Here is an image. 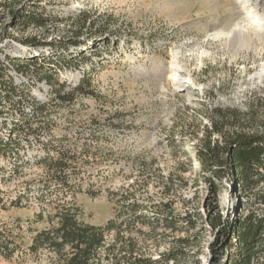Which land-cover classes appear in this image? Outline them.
<instances>
[{"label": "rangeland", "instance_id": "rangeland-1", "mask_svg": "<svg viewBox=\"0 0 264 264\" xmlns=\"http://www.w3.org/2000/svg\"><path fill=\"white\" fill-rule=\"evenodd\" d=\"M33 1L52 21L32 30L6 24L0 61L34 58L14 57L18 53L55 58L49 70L42 65L39 73L50 71L55 85L47 84L48 112L29 115L20 132L11 131L10 113L16 112L0 97L7 120L0 131L11 138L12 149L0 152V236L10 239L13 248L7 258L0 254V264H48L45 249L33 255L27 247L62 204L77 207L80 220L98 225L113 216L120 191L145 205L150 215H206L212 172L201 167L194 153L199 142L191 135L202 138L203 126L211 124L208 111L216 107L244 113L254 109L257 119L264 120V0ZM0 16L8 21L1 7ZM242 17L250 21L248 40L230 32ZM34 35L38 45L21 40ZM174 65L190 83L187 89L175 81ZM84 74L89 88L84 82L71 100L55 99V89L68 94ZM6 83L0 92H9L23 111L46 105L30 88L14 82L18 89L11 92ZM61 153L70 161L54 178L55 166L48 164ZM216 198L221 213L230 218L247 199L227 177ZM157 231L155 240L132 234L138 247L134 253L155 258L176 246L178 238H190V245H182L186 252L207 263L213 238L207 222L198 220L188 232ZM192 235L199 236L197 244Z\"/></svg>", "mask_w": 264, "mask_h": 264}, {"label": "trees", "instance_id": "trees-1", "mask_svg": "<svg viewBox=\"0 0 264 264\" xmlns=\"http://www.w3.org/2000/svg\"><path fill=\"white\" fill-rule=\"evenodd\" d=\"M35 5L37 4L33 0H0V7L9 15L7 22H2L4 16H0V41L7 31L6 24L20 30H32L43 29L52 21L50 14ZM85 22L86 19L81 22L82 27L86 25ZM78 35L79 32L76 31L74 36ZM21 40L31 46L41 43L36 35L26 36ZM72 43L75 45L77 42L74 40ZM35 56L13 60L14 69L25 75H36L38 80H46L48 84L55 85L52 82L53 75L45 72L43 76L39 75L42 65L47 66L54 60H43ZM69 59L73 60V57ZM2 67L6 68V65L0 61V85L7 82L5 86L11 92L16 91L17 86L2 71ZM86 80L84 74L80 83L68 94L55 89V99L59 98L64 102L71 100L75 91H81L84 82L89 88ZM9 94L0 92V96H5L7 103L12 106L7 109L10 112L23 111L20 105L16 107V103H10L12 97ZM50 105L37 106L35 109L42 113ZM256 111L250 109V112L244 113L229 107L213 108L208 111L207 117L211 124L203 126L202 138L197 137L196 133L191 135L199 142L195 145L194 153L201 167L212 172L207 177V193H211L212 197L210 201H206L207 216L199 212L184 216L172 212L161 217L150 215L145 205L132 199L129 193L120 191L116 193L120 197L116 200V206L114 205L113 216L102 225L80 220L77 207L65 204L58 206L55 214L48 218L49 226L40 229L31 238L32 242L27 247L29 253L36 255L45 249L49 253L48 264H189L190 261L200 264L193 258L195 254L186 252L184 248L190 245V238H178L175 240L176 246L172 245L155 258L136 253L137 242L132 238V234H135L141 235L144 240H155L158 229L188 232L200 220L203 224H209L213 235L208 243L206 264H264V208L261 207L264 205V186L260 185L264 182V120L257 119ZM257 125L262 126L260 131L256 129ZM214 133L217 136L213 137ZM10 150V142H4L3 146L0 143V152L3 151L4 154ZM67 161H70V157L61 153L48 164L49 167L55 166L54 178H57L58 171L59 174L63 173L62 167ZM223 177L229 178L230 186L247 198L236 217H226L219 210L216 194ZM193 184H197L196 181ZM192 236L196 239L192 241L193 244H197L199 236ZM1 238L0 236V254L7 258L13 252V248H9L11 240L2 241Z\"/></svg>", "mask_w": 264, "mask_h": 264}, {"label": "bare ground", "instance_id": "bare-ground-1", "mask_svg": "<svg viewBox=\"0 0 264 264\" xmlns=\"http://www.w3.org/2000/svg\"><path fill=\"white\" fill-rule=\"evenodd\" d=\"M248 22H250L249 20H247L246 19V17H242L241 19H240V21L239 22H237L233 27H232V29L230 30V32H231V34H233L234 35V37H237V39H240V38H246L247 40H248V38L250 37V34H249V29L251 28V27H249L250 25H248L247 26V24H248ZM251 30V29H250ZM51 40V39H50ZM230 41H231V39H229L228 40V42H226L225 43V45H228L229 43H230ZM32 53V52H31ZM26 53H18L17 55H15L14 57H34V56H32L31 54L30 55H25ZM35 54H39V53H35ZM34 55V54H33ZM2 57V56H1ZM65 57V56H64ZM3 59V58H2ZM5 59V58H4ZM3 59V60H4ZM51 59H53L54 60V62H56L55 61V58H51ZM7 62L5 61L4 62V64L6 65V68H8V70L9 71H13V74H8V76H12L11 78H12V81H13V83L14 82H16L17 84H19V85H21L22 87H25V88H30V92H31V94H32V92H33V94L35 95V94H37L38 96H39V98L38 99H42V100H44L45 101V103L46 102H49L50 100H48V98H46V96L48 97V95H49V92L48 91H51V89L50 88H48V86H47V81L46 80H38L37 78H36V75H25V74H23V73H21V72H17L15 69H14V65H13V60H17V59H15V58H13V59H10V58H7ZM58 60V59H57ZM53 62V63H54ZM53 63L51 62V64L53 65ZM51 64H48L47 65V68L48 67H50L51 66ZM50 68H48L47 70H49ZM172 70H173V77H174V79H175V81L178 83V85H179V87L180 88H186L187 89V87L186 86H188L190 83L188 82V81H186V80H184L183 79V77L181 76V71L178 69V67H177V65H174V67L172 68ZM11 71V72H12ZM44 72L46 73V74H49V72L50 71H48V72H46V69L44 70ZM52 72V71H51ZM54 73V72H53ZM32 76V77H31ZM81 77V76H80ZM82 78V77H81ZM77 79H79V77L77 78ZM20 80V82H17V81H19ZM43 82L44 83V85H45V87H43L42 86V83L41 84H39L40 82ZM23 84V85H22ZM16 85V84H15ZM34 85V86H33ZM17 86V85H16ZM76 87V86H75ZM18 88V87H17ZM49 89V90H48ZM24 90V89H23ZM1 91V90H0ZM25 91H26V89H25ZM2 92H4V91H2ZM65 92V91H64ZM26 93H27V91H26ZM23 94V93H22ZM32 94V95H33ZM27 95V94H26ZM17 96V95H16ZM1 97V96H0ZM22 98V97H21ZM32 98V97H31ZM36 98V97H35ZM34 99V98H33ZM26 100V99H25ZM32 100V99H31ZM22 101V100H21ZM36 101H38V100H36ZM1 102V101H0ZM2 103V102H1ZM0 103V104H1ZM10 103H16L15 104V106L16 107H18L20 104H18V102H16L15 100H14V102L11 100L10 101ZM19 103H20V101H19ZM32 103V102H31ZM47 104V103H46ZM3 105H8L9 107L11 106L10 104H8L7 103V100H6V97L4 98V104ZM12 107V106H11ZM32 107V106H31ZM37 106L35 105V107L33 108V111H35V110H38V109H35ZM4 108H5V106H4ZM3 108V109H4ZM29 110V109H28ZM3 111H5V110H3ZM6 112V111H5ZM2 113V111L0 110V114Z\"/></svg>", "mask_w": 264, "mask_h": 264}, {"label": "built area", "instance_id": "built-area-1", "mask_svg": "<svg viewBox=\"0 0 264 264\" xmlns=\"http://www.w3.org/2000/svg\"><path fill=\"white\" fill-rule=\"evenodd\" d=\"M48 112V110L39 113L38 110L35 111H19L16 113H10L13 118L10 119L9 125L12 127L11 131H22L25 129L26 126H28L27 124H25L27 121H25L26 119L29 118V115L31 116H43L44 114H46ZM7 122L6 117H5V113L0 114V126L5 125V123ZM11 138H7L5 136H3V133L0 131V143L4 144V142H10Z\"/></svg>", "mask_w": 264, "mask_h": 264}]
</instances>
